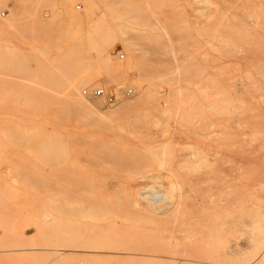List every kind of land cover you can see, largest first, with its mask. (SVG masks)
Instances as JSON below:
<instances>
[{
    "label": "rangeland",
    "instance_id": "374dc122",
    "mask_svg": "<svg viewBox=\"0 0 264 264\" xmlns=\"http://www.w3.org/2000/svg\"><path fill=\"white\" fill-rule=\"evenodd\" d=\"M218 1L216 31L246 9L264 41V0ZM106 3L0 0V264L263 263L256 50L216 44L193 0L145 3L155 37L139 6Z\"/></svg>",
    "mask_w": 264,
    "mask_h": 264
},
{
    "label": "bare ground",
    "instance_id": "6f19581e",
    "mask_svg": "<svg viewBox=\"0 0 264 264\" xmlns=\"http://www.w3.org/2000/svg\"><path fill=\"white\" fill-rule=\"evenodd\" d=\"M2 1V0H1ZM4 1L5 0H3V3H4ZM101 1V0H100ZM103 1H106L107 3L106 4H104L105 6H103V7H105V9L104 10H102L103 11V14H104V11L106 10V11H108V6L109 7H111L112 8V6H113V8H115L114 6H116V7H118V6H121L122 7V5L121 4H123L124 3V5H125V3H128L131 7H133V5H135L136 7H138L139 6V8H136L137 9V13H140L139 15H140V17L138 18V21H139V19L141 20V21H143V22H147L148 24V26H149V29H151L150 30V33H149V31L148 30H146V28L144 29V26H145V23H141V27L142 28H140V30L138 31V32H140V34H150L151 35V33H152V35H151V37L153 36V37H155L154 36V31L156 30L157 31V27L156 26H158L156 23H154V17H152V15L150 14L151 13V11H153V10H151L150 11V9H149V5H152L153 3H154V0H103ZM157 1V0H156ZM178 1V0H177ZM187 2H189V0H186ZM195 3L194 4H200V5H203V6H205L206 8H204L203 6H202V8H204V9H206V11H205V14H204V17L202 16L201 17V19H203V22L205 21V23H201L202 25L201 26H203V24L204 25H206V24H210L209 26L208 25H206V26H204L203 27V29L205 28V27H210V28H212V29H210V28H206V30L205 31H208V32H210L212 35H213V37H212V40H214V39H216V40H220V43H228V45L230 46V41L231 40H233V41H235L236 39H238V41L239 42H237V40H236V42L235 43H233V48L231 47V49H234L235 50V48L237 49V47H240V51H241V53H242V50H244L243 51V54H244V52H246V51H248V49H252V47H254V49L256 50L255 52L253 51V53H251L250 52V54H252V56H250L249 55V52H246V57H245V55H244V57H243V54H242V57H243V59L244 58H246V59H248V62L250 61V62H255V63H258L257 65H254L253 67L255 68V73L253 72V75H254V79H253V82H252V88H254V90H255V94L257 95V99H264V41H263V39H262V37H260L261 38V42H258V43H256L255 45L254 44H252L251 43V41L249 40V39H247V38H251V32H249V31H251L250 29V27L251 26H249V24H250V19H249V17H250V15H245V10L244 11H242L241 12V14H239V13H237V15H236V17L237 18H234V16H235V14H233L234 12H232L231 11V9L230 10H227V8H226V11H230V12H232V16H231V18H230V22L228 23H226V24H223V26H221V28H218L219 26H217L216 28H217V31H216V29H215V27H213V24H212V22H213V20H214V18H216V17H221V18H224L223 17V14L221 13V11L220 12H218V9H216V8H218V4H219V1L218 0H193ZM222 1H226V2H233L234 3V5L237 7V4H238V2L240 1V2H245V0H222ZM248 1V0H247ZM251 1V0H250ZM88 2V1H87ZM151 2V4H149V5H146V10H143V6L145 5V3H150ZM153 2V3H152ZM252 2V1H251ZM90 3V2H89ZM102 3V2H101ZM104 3V2H103ZM93 3L91 2L90 4H88V7H90L89 5H92ZM128 4H126L125 6H127ZM189 4V3H188ZM194 4H193V6H194ZM59 6H62V9H66L65 8V6H66V3H64V2H60L59 4H58ZM118 5V6H117ZM129 5H128V7H129ZM239 6L241 5V4H238ZM245 3L242 5V9L243 8H245ZM259 5V4H258ZM257 5V6H258ZM93 6V5H92ZM154 6V5H153ZM229 6V5H228ZM249 6V5H248ZM94 7V6H93ZM145 7V6H144ZM173 7V6H172ZM190 7V6H189ZM198 7H199V5H198ZM197 7V8H198ZM235 7V8H236ZM119 8V7H118ZM125 8V7H124ZM149 10H148V9ZM155 8V7H154ZM196 8V7H195ZM194 8V9H195ZM199 8H201V7H199ZM198 8V9H199ZM199 9V10H203L204 11V9ZM238 9L239 8H241V7H237ZM236 8V9H237ZM246 8H247V6H246ZM88 9V8H87ZM122 9L123 8H120V10H117V9H114V10H117V13L118 14H120V11H122ZM145 9V8H144ZM152 9V8H151ZM191 9V8H190ZM224 9V8H223ZM237 9V10H238ZM241 9V10H242ZM70 10V9H69ZM197 10V9H196ZM88 11H89V9H88ZM87 11V12H88ZM111 11H112V9H111ZM126 11V10H125ZM132 11H134V10H132ZM194 11V10H193ZM93 12V11H92ZM109 12V11H108ZM115 12V11H114ZM123 12H124V10H123ZM123 12H122V14H123ZM102 13V12H101ZM126 13V16H128L127 15V12H125ZM134 13V12H133ZM199 13H201V11L199 12ZM248 13H249V11H248ZM102 14V15H103ZM121 14V15H122ZM136 14V13H135ZM153 14H154V12H153ZM225 14H227V12H225ZM228 14H230L231 15V13H228ZM130 15V14H129ZM132 15V14H131ZM203 15V14H202ZM259 15H260V13H259ZM125 16V17H126ZM155 16V15H154ZM229 16V15H228ZM120 16H118V18H119ZM122 17H123V15H122ZM200 17V16H199ZM230 17V16H229ZM86 18V17H85ZM88 18V17H87ZM154 18V19H153ZM157 18V17H156ZM213 18V19H212ZM117 19V18H116ZM121 19V18H120ZM125 19V18H124ZM124 19H122V21L124 20ZM171 19H172V17H171ZM200 19V18H199ZM199 19H197V20H199ZM228 19V18H227ZM227 19H226V21H227ZM134 20V19H133ZM147 20V21H146ZM167 20V19H166ZM169 20H170V18H169ZM219 20V21H218ZM224 20V19H223ZM88 21V20H87ZM121 21V20H120ZM135 21H137V20H135ZM140 21V22H141ZM163 21V20H162ZM165 21V20H164ZM199 21H202V20H199ZM117 22H118V20H117ZM131 22L132 21H130V24H131ZM178 22V21H177ZM216 22H219L220 23V18H217L216 20H215V22H213L215 25H217V23ZM221 22H223L222 21V19H221ZM134 22H132V24L131 25H134L133 24ZM137 23V22H136ZM136 23H135V25H136ZM139 23V22H138ZM161 23L162 22H160L159 24L161 25ZM165 23V22H164ZM174 23V22H173ZM200 23V22H199ZM263 23H264V21H263ZM80 24V23H79ZM156 24V25H155ZM253 24V23H252ZM256 24V23H255ZM138 25V24H137ZM159 25V26H160ZM177 25V24H176ZM200 25V24H199ZM251 25V24H250ZM139 26V27H140ZM158 26V27H159ZM179 26V25H178ZM95 27V26H94ZM194 27V26H193ZM255 27H256V25H255ZM160 28H162V27H160ZM159 28V29H160ZM172 28V27H171ZM213 28H214V30L215 31H210V30H213ZM250 28V29H249ZM258 28H259V26H258ZM164 29V28H163ZM208 29H210V30H208ZM218 29H220V30H218ZM100 30V29H99ZM98 30V31H99ZM102 30V29H101ZM135 30L136 29H134V32H135ZM170 30V29H169ZM202 30V29H201ZM104 31V30H103ZM137 31H136V33H137ZM155 31V34L158 32H156ZM203 31V30H202ZM261 31V30H260ZM182 32H185V31H182ZM196 32V31H195ZM104 33H105V31H104ZM178 33V32H177ZM176 33V34H177ZM201 33V32H200ZM225 33H228V34H230V36H229V40H225V37L223 36V34H225ZM98 34V33H97ZM176 34H175V36H176ZM187 34V33H186ZM228 34H227V36H228ZM101 35V34H100ZM107 35V34H106ZM174 35V34H173ZM172 35V38L174 37L175 38V36H173ZM178 35V34H177ZM205 35H207V34H204V37H205ZM104 36V35H103ZM138 37H140L139 36V34L137 35ZM156 36H157V34H156ZM159 36V35H158ZM189 36V35H188ZM201 36H202V34H201ZM225 36H226V34H225ZM142 37V36H141ZM140 37V38H141ZM147 36H145V38H144V35H143V38H144V40L146 39V41L145 42H147V38H146ZM148 37H149V35H148ZM151 37H149L148 39V42L151 44V43H154V41L151 39ZM171 37V36H170ZM224 37V38H223ZM183 38V37H182ZM201 38V37H200ZM210 38V37H209ZM227 38V37H226ZM165 39V38H164ZM142 40V39H141ZM191 40H193V39H191ZM248 40H249V42H248ZM260 40V39H259ZM143 41V40H142ZM167 41H168V38H167ZM166 41V42H167ZM171 41V40H170ZM215 41V40H214ZM214 41H211L210 43H213ZM245 41V42H244ZM148 42H147V44H148ZM169 42V41H168ZM177 42V41H176ZM207 42V41H206ZM209 43V42H208ZM215 43H216V41H215ZM169 44V43H168ZM168 44H167V46H168ZM172 44V43H171ZM185 44V43H184ZM207 44V43H206ZM217 44V43H216ZM152 45V44H151ZM161 45V44H160ZM176 45H177V43H176ZM208 45V44H207ZM219 45V44H218ZM222 44H220L219 46L220 47H222L223 45H225V44H223L222 46H221ZM158 46H159V44H158ZM158 46H156V49L158 48ZM173 46H175L174 44H173ZM187 46H189L188 44H187ZM204 46H205V44H204ZM225 46H227V45H225ZM236 46V47H235ZM165 47V46H164ZM169 47V46H168ZM172 46H170V48H171ZM177 48H178V46H176ZM175 47V48H176ZM197 47V46H196ZM208 47V46H207ZM209 47L210 48H214V47H212V46H210L209 45ZM216 47V46H215ZM160 48H161V46H160ZM169 48V49H170ZM173 48V47H172ZM171 48V49H172ZM218 48V47H217ZM230 47H228L227 46V49H229ZM190 49V48H189ZM194 49V48H193ZM196 49V48H195ZM219 49V48H218ZM224 49V48H223ZM226 49V48H225ZM242 49V50H241ZM173 50V49H172ZM216 50V49H215ZM198 51V50H197ZM240 51H239V53H240ZM222 52V51H221ZM229 52V51H228ZM238 52V51H237ZM236 52V53H237ZM226 53V52H225ZM231 53H232V51H231ZM234 53H235V51H234ZM191 54V53H190ZM239 55V54H238ZM237 55V56H238ZM249 55V56H248ZM254 55H255V58H254ZM241 57V56H240ZM253 57V58H252ZM120 58V57H119ZM214 58V57H213ZM236 58V57H235ZM252 58V59H251ZM185 59H187V58H185ZM252 60V61H251ZM252 64V63H251ZM254 64V63H253ZM251 68V67H250ZM254 68H253V70H254ZM194 71V70H193ZM199 74V73H198ZM189 75H191V73L189 74ZM196 75V74H195ZM161 77V76H160ZM183 78V77H182ZM162 79H163V76H162ZM190 79V78H189ZM226 79H228V78H226ZM225 79V80H226ZM160 80V79H159ZM164 80V79H163ZM190 82V81H189ZM195 82V81H194ZM238 82H239V80H238ZM199 83V82H198ZM247 83V82H246ZM249 84V83H248ZM174 86V85H173ZM230 86V85H229ZM247 87V86H246ZM196 89L197 88H199V87H195ZM221 88V87H220ZM226 88V87H225ZM233 88V87H232ZM250 88H251V84H250ZM251 88V89H252ZM168 89V88H167ZM209 89V88H208ZM249 89V87L246 89V90H248ZM179 90V89H178ZM224 90V89H223ZM227 90V89H226ZM231 90V89H230ZM206 91V90H205ZM222 92V91H221ZM65 93V92H64ZM191 93V92H190ZM206 93V92H205ZM209 93V92H208ZM214 93V92H213ZM232 93V92H231ZM236 93V92H235ZM235 93H233L234 95H235ZM248 93H251V92H248L247 91V94ZM253 93V92H252ZM86 94V93H85ZM242 94V93H241ZM87 95V94H86ZM179 95V94H178ZM253 95V94H252ZM89 96V95H88ZM207 96V95H206ZM208 96H209V94H208ZM237 96H239V95H237ZM232 97V96H231ZM247 97V96H246ZM252 97V96H251ZM167 98H168V96H167ZM207 98V97H206ZM221 98V97H220ZM235 98H236V96H235ZM238 98V97H237ZM215 99V98H214ZM63 100H65V99H62L61 101L63 102ZM82 100V99H81ZM223 100V99H222ZM225 100H226V98H225ZM237 100V99H236ZM239 100V99H238ZM195 101H196V99H195ZM233 101H234V99H233ZM248 101V104H249V101H250V104H251V99L250 100H247ZM262 101V100H261ZM62 102H61V104H62ZM80 102V101H79ZM84 102V101H83ZM166 102V101H165ZM213 102V101H212ZM237 103H238V101H236ZM264 102V101H263ZM64 103H66V102H64ZM81 103V102H80ZM104 103V102H103ZM245 103H246V100H245ZM255 103V102H254ZM262 103V102H261ZM82 104V103H81ZM80 104V105H81ZM85 104H87L86 102H85ZM132 104V103H131ZM220 104V103H219ZM247 103H246V105H248ZM264 104V103H263ZM88 105V104H87ZM133 105V104H132ZM89 106V105H88ZM144 106V105H143ZM187 106V105H186ZM227 106V105H226ZM249 106H251V105H249ZM257 106V105H256ZM90 107V106H89ZM119 107V106H118ZM190 107V106H189ZM253 107V106H252ZM86 108H88V107H86ZM99 108H101V107H99ZM121 108V107H120ZM237 108V107H236ZM250 108V107H249ZM90 109V108H89ZM93 109V108H92ZM180 109V108H179ZM255 109V108H254ZM94 110V109H93ZM98 110H101V109H98ZM157 110V109H156ZM240 110H241V108H240ZM262 110V109H261ZM91 111V110H90ZM179 111V110H178ZM237 111L239 112V110L237 109ZM123 112V111H122ZM166 112V111H165ZM257 112H260V111H257ZM256 112V113H257ZM91 113V112H90ZM95 112L93 111V114H94ZM208 113V112H207ZM212 113V112H211ZM243 113V112H242ZM108 114H109V111H108ZM119 114H120V112H119ZM166 114V113H165ZM258 114V113H257ZM256 115V114H255ZM254 115V116H255ZM260 115V114H259ZM258 115V116H259ZM33 116V115H32ZM96 116V115H95ZM131 116V115H130ZM254 116H252V117H254ZM195 117V116H194ZM255 117H257V116H255ZM98 118V117H97ZM135 118V117H134ZM250 118V117H249ZM260 118V117H259ZM131 119V118H130ZM132 119H133V117H132ZM184 119V118H183ZM241 119V118H240ZM253 119V118H252ZM256 119V118H255ZM95 120V119H94ZM97 120V119H96ZM99 120V119H98ZM185 120V119H184ZM243 120L245 121V119L243 118ZM135 121V120H134ZM201 121V120H200ZM93 122V121H92ZM91 122V123H92ZM240 122H241V120H240ZM246 122H247V120H246ZM245 122V123H246ZM251 122V121H250ZM94 123V122H93ZM99 123V122H98ZM112 123V122H111ZM201 123V122H200ZM242 123V122H241ZM244 123V124H245ZM253 123V122H252ZM117 124V123H116ZM248 124V123H247ZM246 124V125H247ZM257 124V123H256ZM264 124V123H263ZM140 125V124H139ZM204 125V124H203ZM239 125V124H238ZM258 125H259V123H258ZM191 126V125H190ZM249 125H247L246 126V128H245V125H244V127H243V129H245L244 131H242V133H245V131H246V129H247V127H248ZM241 127V126H240ZM195 128V127H194ZM229 128V127H228ZM117 129V128H116ZM192 129V128H191ZM230 129V128H229ZM235 129V128H234ZM129 130V129H128ZM168 130V129H167ZM236 130H237V128H236ZM240 130H241V128H240ZM131 131V130H130ZM139 131V130H138ZM196 132H198V131H196ZM212 132V131H211ZM247 132V131H246ZM242 134L241 132H239L238 131V134ZM261 133V132H260ZM120 134V133H119ZM163 134V133H162ZM178 134V133H177ZM197 134V133H196ZM251 134H253V133H251ZM250 134V135H251ZM245 135V134H244ZM244 135L242 134V135H240V136H243L244 137ZM176 136V135H175ZM246 136V135H245ZM165 137V136H164ZM255 137V136H254ZM94 138H95V136H94ZM163 138V137H162ZM206 138V137H205ZM257 138V137H256ZM259 139V138H258ZM231 140V139H230ZM132 141L133 140H131V143H132ZM178 141V140H177ZM200 141V140H199ZM223 141V140H222ZM104 142V141H103ZM130 142V141H129ZM180 142V141H179ZM250 142V141H249ZM223 143V142H222ZM240 143V142H239ZM135 144V143H134ZM176 144V143H175ZM192 144V143H191ZM226 144V143H225ZM233 144V143H232ZM227 145V144H226ZM144 146V145H143ZM109 147V146H108ZM146 147V146H145ZM151 147V146H150ZM196 147V146H195ZM225 147H227V146H225ZM131 148V147H130ZM129 148V149H130ZM164 149V148H163ZM227 149V148H226ZM161 150V149H160ZM156 151V150H155ZM182 151V150H181ZM223 151V150H222ZM107 152V151H106ZM114 153V152H113ZM150 153V152H149ZM148 153V154H149ZM224 153V152H223ZM129 154H131V153H129ZM153 153H151V155H152ZM182 154V153H181ZM193 155V154H192ZM113 156H114V154H113ZM152 156H154V155H152ZM189 157V156H188ZM98 158V157H97ZM241 158H243V157H241ZM253 158V157H252ZM103 159V158H102ZM111 159V158H110ZM98 160V159H97ZM101 160V159H100ZM108 160V159H107ZM218 160V159H217ZM242 160V159H241ZM254 160V159H253ZM110 161V160H109ZM195 161V160H194ZM237 161V160H236ZM235 161V162H236ZM99 162V161H98ZM188 162V161H187ZM226 163V162H225ZM235 164V163H234ZM250 164V163H249ZM143 165V164H142ZM150 165V164H149ZM236 172V171H235ZM150 174V173H149ZM150 191H152V190H150ZM163 197V195L160 193V192H156V194L154 195V192L151 194V196L149 197V199L146 197V199H148V201L147 202H150V203H152V204H154V201H158V200H160L161 198ZM238 225V224H237ZM242 226H247V223H242ZM241 226V227H242ZM237 227V226H236ZM239 228V227H238ZM244 229V228H243ZM251 232V231H250ZM263 247V246H262ZM263 253H264V249H263ZM262 253V254H263ZM264 263V262H263ZM263 263H260V264H263Z\"/></svg>",
    "mask_w": 264,
    "mask_h": 264
},
{
    "label": "built area",
    "instance_id": "2783aa9c",
    "mask_svg": "<svg viewBox=\"0 0 264 264\" xmlns=\"http://www.w3.org/2000/svg\"><path fill=\"white\" fill-rule=\"evenodd\" d=\"M119 57H120V59H122L124 56L120 55ZM128 93L130 94V93H132V91L129 90ZM93 95L95 97H98V98H104L103 100L106 101L107 103H113V101H114V98L112 97V95L105 94L102 89H97V90L93 91Z\"/></svg>",
    "mask_w": 264,
    "mask_h": 264
}]
</instances>
